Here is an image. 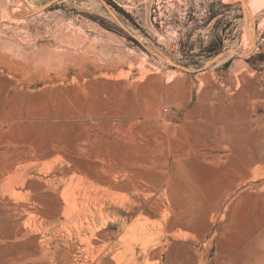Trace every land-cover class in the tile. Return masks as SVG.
<instances>
[{"label":"rangeland","instance_id":"1","mask_svg":"<svg viewBox=\"0 0 264 264\" xmlns=\"http://www.w3.org/2000/svg\"><path fill=\"white\" fill-rule=\"evenodd\" d=\"M0 264H264V0H0Z\"/></svg>","mask_w":264,"mask_h":264},{"label":"bare ground","instance_id":"2","mask_svg":"<svg viewBox=\"0 0 264 264\" xmlns=\"http://www.w3.org/2000/svg\"><path fill=\"white\" fill-rule=\"evenodd\" d=\"M228 155V154H227ZM249 155V154H248ZM228 158V157H227ZM251 158H253V157H251ZM212 159V158H211ZM242 159H245V158H242ZM252 160V159H251ZM247 166V165H246ZM177 189V188H176ZM14 191V190H13ZM66 193H67V195H70V188H67V191H66ZM70 200V199H69ZM62 207V206H61ZM72 207H73V203H66L65 204V209H69V208H71L72 209ZM63 211V210H62ZM69 212H70V210H69ZM174 212V211H173ZM165 228V227H164ZM173 228V227H172ZM238 228V227H237ZM183 229H184V227H183ZM201 232V231H200ZM145 238V237H144ZM159 239H161V238H159ZM159 241V240H158ZM182 263V262H181Z\"/></svg>","mask_w":264,"mask_h":264}]
</instances>
